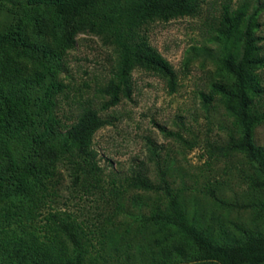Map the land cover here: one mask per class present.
I'll return each instance as SVG.
<instances>
[{
    "label": "rangeland",
    "instance_id": "374dc122",
    "mask_svg": "<svg viewBox=\"0 0 264 264\" xmlns=\"http://www.w3.org/2000/svg\"><path fill=\"white\" fill-rule=\"evenodd\" d=\"M242 1L202 0L197 16L148 26L151 44L174 69L171 79L176 90L172 91L169 80L161 75L137 69L132 72V98L100 110L113 78V50L92 34L78 35L69 47L64 20L57 15L54 0H0V35L7 36L13 27L27 38V43L11 48L9 55L15 59L10 57V69L33 80L32 85L13 95L11 112L13 118L20 117L19 128L2 126L7 107H0V142L14 155L17 169L35 155L38 140L51 122L58 121L66 129L89 104L110 122L95 133L92 141L103 169L106 195L71 199V182L64 169H59L43 192L47 205L37 211L33 225L27 221V226L42 233L51 208L69 209L84 221L94 245L99 249L105 246L111 264H166L160 241L152 237L155 226L145 220L160 204L159 195L133 188L126 181L143 165L154 181L159 180L160 168L168 171L173 187L183 192V209L189 215L196 209L201 228L214 240H245L247 235L264 233V190L252 185L249 162L242 154L225 155L217 149L236 134L234 119L227 114L220 96L210 102L203 98L211 94L214 83L223 79L217 74V66L203 55L186 64L191 48L216 49L213 38L220 29L223 6L230 4L236 9ZM245 1L252 7L259 2L264 6V0ZM259 23L257 35L264 52V8ZM38 27L45 28V38H34ZM256 73L263 93L256 100L255 110L264 116V67ZM163 130L180 134L183 139L168 136ZM254 140L264 146V117ZM30 179L35 182L34 177ZM21 180L20 175L10 178L5 189ZM56 191L59 197H53ZM65 198L71 199L68 206ZM5 200L7 211L17 212L18 208ZM11 226L10 230L17 229V224ZM168 233H176L165 244V250L172 252V245H178L184 234L177 227ZM157 236L162 238L161 234ZM172 260L170 264H186L176 262V251Z\"/></svg>",
    "mask_w": 264,
    "mask_h": 264
},
{
    "label": "trees",
    "instance_id": "16d2710c",
    "mask_svg": "<svg viewBox=\"0 0 264 264\" xmlns=\"http://www.w3.org/2000/svg\"><path fill=\"white\" fill-rule=\"evenodd\" d=\"M54 2L57 15L64 20L69 47H73L78 35L92 34L116 55L113 78L105 89L108 99L100 110L111 109L124 99L132 98V72L137 69L161 75L169 80L170 89L176 90V83L171 79L175 76L174 69L151 44L146 29L155 22L197 16L202 0ZM263 8L260 2L252 7L245 0L236 9L230 4L224 5L220 29L213 38L216 49L198 51L193 47L186 57L187 65L203 55L217 66V74L223 81L214 83L211 94L203 98L210 102L215 96H220L237 128L227 145L217 149L225 155L242 154L253 171L250 176L252 185L258 190H264V146H258L254 140L255 130L264 117L255 110L256 100L263 93L256 73L264 67L263 47L259 44L262 39L257 35L259 14ZM44 29L38 27L34 38H45ZM21 43H27V38L13 27L7 36L0 35V107H7L2 126L8 124L14 128H19L22 122L18 115L13 118V95L33 83L32 77H23L10 69L9 59H15L9 55L10 50ZM100 110L93 104L83 107L66 129L61 128L58 121L51 122L45 135L38 140L35 155L24 161L20 169H17L9 148L0 142V264H111L104 252L105 246L99 249L94 245L85 230L84 221L74 211L51 208L42 233L29 226L33 225L34 216L42 205H47L43 192L59 169H64L71 182L68 188L71 199L98 193L103 197L106 195L107 190L102 184L103 169L92 148L95 133L110 123L101 116ZM163 131L168 136L183 139L180 134ZM147 173L142 165L126 181L133 188L159 195L160 204L145 220L155 226L152 237L160 241L164 263L170 264L173 251H176V262L186 264H264V233L247 235L245 240H214L206 229L201 228L198 211L194 209L189 215L183 209V192L173 187L168 171L160 168L158 181L150 179ZM16 175L22 176L21 182L5 189L9 179ZM30 176L35 178V182ZM59 193L56 191L53 197H59ZM5 199L18 208L17 212L7 211L3 205ZM71 199L65 198V206ZM27 221L30 223L28 226ZM14 223L17 229L12 231ZM174 227L183 230L184 238L178 245H172V252L166 251L165 244L176 237V233H168ZM160 234L161 239L157 236Z\"/></svg>",
    "mask_w": 264,
    "mask_h": 264
}]
</instances>
